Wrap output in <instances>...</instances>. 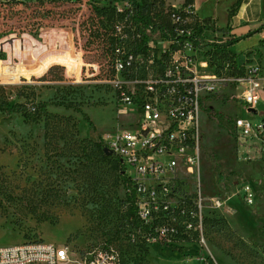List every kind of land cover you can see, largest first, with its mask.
Instances as JSON below:
<instances>
[{"label": "rangeland", "instance_id": "obj_1", "mask_svg": "<svg viewBox=\"0 0 264 264\" xmlns=\"http://www.w3.org/2000/svg\"><path fill=\"white\" fill-rule=\"evenodd\" d=\"M103 5L0 0V247L46 242L67 248L74 259L109 248L122 264H264V151L244 144L234 129L236 118L264 122V96L258 114L249 113L233 87L206 101L233 123L220 125L202 112L201 166L184 183L188 191L200 184L206 197L203 239L151 244L138 232L137 241L130 240L136 230L125 186L113 163L95 151L105 132L121 126L107 84L117 22ZM241 48L232 50L230 63L242 70L259 66ZM207 49L200 58L224 73L229 61ZM41 103L46 113L30 112ZM246 186L252 204L244 199Z\"/></svg>", "mask_w": 264, "mask_h": 264}, {"label": "built area", "instance_id": "obj_2", "mask_svg": "<svg viewBox=\"0 0 264 264\" xmlns=\"http://www.w3.org/2000/svg\"><path fill=\"white\" fill-rule=\"evenodd\" d=\"M133 1L119 0L114 4L119 19L114 26L117 43L110 52L113 76L107 84L113 89L121 126L115 132H105L101 142L122 165L126 192L137 218L152 230L149 234L139 231L148 243L180 237L203 239L206 197L200 184L193 191L184 185L186 178L201 166L203 106L218 94L219 88L233 87L247 111L258 114L264 78L257 65L242 70L228 60L220 74L218 68L210 67L209 60L200 58L208 47L213 50L224 41L216 30L212 39L208 38L212 25L205 27L192 5H165L163 11L175 27L177 38H185L178 49H172L177 42L163 40L159 32L148 28L147 51H135V45L145 38L138 32L142 24L133 22L138 12ZM194 24L203 29L201 36H197ZM156 44L165 47L160 52ZM209 68L213 70L211 75L199 74L200 69ZM234 129L244 144L264 151V122L253 125L250 120L236 118ZM243 190L245 201L252 204L251 188ZM137 239L138 235L132 236V242ZM0 264L122 263L119 254L109 248L82 253L74 259L65 247L26 242L0 247Z\"/></svg>", "mask_w": 264, "mask_h": 264}, {"label": "trees", "instance_id": "obj_3", "mask_svg": "<svg viewBox=\"0 0 264 264\" xmlns=\"http://www.w3.org/2000/svg\"><path fill=\"white\" fill-rule=\"evenodd\" d=\"M73 1H79V0H73ZM93 3L96 5H99L103 3L102 9H107L109 12V19H114V22H117L118 16L115 13L114 9V4L119 1V0H91ZM193 0H185L184 6L187 7L189 5L193 6ZM243 0H238L235 6L231 9L230 11V18L234 16V14L238 11L242 4ZM134 7L138 10V12L135 14V17L133 19L134 24H142L140 28H138V32L145 38V41H143L141 44H136L134 47L135 51H141V52H146L147 51V44L148 40L145 37V30L150 28L153 33H160V36L163 40L166 41H171V42H177L174 46H172V49H178L179 44L182 45L185 38H177L175 27L171 24V21L169 20V17L164 15L163 11L165 9V2L163 0H139L138 1H133ZM195 10H197V6L195 5ZM203 25L205 27L210 26V21L205 20L202 21ZM211 28H214V26H210ZM194 30L197 32V36H201L203 34V29H198L197 24H194L193 27ZM114 32V25L112 28ZM264 30V22L257 24L254 26V32H262ZM230 28L226 29H220L216 30V32L228 36L230 34ZM196 42V41H195ZM238 42L237 39H229L222 44H219L217 46H213V52L214 54L218 55V58L221 60H229L232 57V53L230 52L229 48H231L233 45ZM117 43L116 38L114 35L112 36V43L109 45L110 52ZM178 44V45H177ZM47 104L46 103H41L39 105V108H35V112H38V109H40V112L46 113L47 112ZM32 108V109H33ZM203 110L208 113L209 117L212 118L213 120L217 121L220 125L223 124V122L226 120L229 124L233 123V120L227 119L223 113L215 111L211 106H203ZM31 112V111H30ZM84 119L89 122V124L92 126V123L89 121V118L87 115H84ZM99 155L103 158V160L112 162L115 170L118 172L119 179L122 180L125 190L127 191V186L126 182L124 181V177L122 176V165L118 159H116L113 155H106L105 153V147L102 144V142H99L96 145V150ZM220 181L223 179V174H219ZM127 194V192H126ZM126 202L129 204L128 208V216L131 220V224L133 228L136 230V233H133L130 235V240L132 241V236L133 235H138V232L140 231L141 233L149 234L152 230L148 226L143 225L137 218L136 215V210L135 207L131 204L132 200L129 194H127V200ZM260 232L264 234V228L260 227L259 228ZM211 264V263H210Z\"/></svg>", "mask_w": 264, "mask_h": 264}, {"label": "crops", "instance_id": "obj_4", "mask_svg": "<svg viewBox=\"0 0 264 264\" xmlns=\"http://www.w3.org/2000/svg\"><path fill=\"white\" fill-rule=\"evenodd\" d=\"M193 1V6L198 7L196 13L200 21L209 20L210 24L214 26V30L230 28L231 31L228 36L217 33L218 36L227 37V40H238L235 45L229 48L231 53L239 46L242 47L241 49H248L247 52L253 53L250 57L258 63L261 68V75L264 78V30L258 33L254 32V26L264 22V0H243L240 8L231 18L230 11L238 0ZM184 3L185 0L181 5L173 3L172 5L181 7ZM167 4L169 5V2ZM263 96L264 93H262Z\"/></svg>", "mask_w": 264, "mask_h": 264}, {"label": "water", "instance_id": "obj_5", "mask_svg": "<svg viewBox=\"0 0 264 264\" xmlns=\"http://www.w3.org/2000/svg\"><path fill=\"white\" fill-rule=\"evenodd\" d=\"M250 112H255L254 110H250ZM105 153H106V155H108V156H110V155H112V153L111 152H109L108 150H106L105 149Z\"/></svg>", "mask_w": 264, "mask_h": 264}]
</instances>
